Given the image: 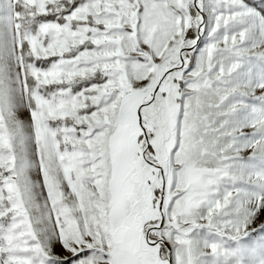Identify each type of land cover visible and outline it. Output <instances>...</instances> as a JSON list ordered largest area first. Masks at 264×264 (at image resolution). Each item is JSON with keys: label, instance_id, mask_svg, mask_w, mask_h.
Segmentation results:
<instances>
[{"label": "rangeland", "instance_id": "1", "mask_svg": "<svg viewBox=\"0 0 264 264\" xmlns=\"http://www.w3.org/2000/svg\"><path fill=\"white\" fill-rule=\"evenodd\" d=\"M63 1L0 0V264H264V0Z\"/></svg>", "mask_w": 264, "mask_h": 264}, {"label": "trees", "instance_id": "2", "mask_svg": "<svg viewBox=\"0 0 264 264\" xmlns=\"http://www.w3.org/2000/svg\"><path fill=\"white\" fill-rule=\"evenodd\" d=\"M70 2H68L67 0H64L60 6L62 7L64 4V7H66L67 5H69ZM75 5V4H73ZM55 8V7H54ZM19 12H21L24 16V19L22 20V26L20 27V40H21V55L23 56V59L25 61L30 60V62H34L35 58H33L32 56H27L29 49H30V45L26 39L25 36V29L28 25L27 20H31L34 21L32 23L33 27L35 28L38 24L39 21L43 20V19H56V16H42V15H38L34 18L30 17V13L28 14L27 12L22 11V9H17ZM30 12V11H29ZM196 12L198 13L197 9ZM20 20V18L18 19V21ZM199 29L193 30L191 32V34L189 35V40L193 42L192 46L194 45V43L198 40L199 38ZM73 55V54H72ZM192 55V54H191ZM52 60H50L51 63ZM40 63V61H38ZM46 65V64H44ZM26 81L28 82V84H32L33 83V90H34V83L36 82L35 78L28 72V69L26 67ZM97 81V80H96ZM93 81V82H96ZM98 82V81H97ZM89 83L88 86L91 85L92 82H87ZM100 83V82H98ZM30 86V85H29ZM49 88L47 89L45 88H41L39 87V91L41 90V92L43 90H45L46 92L50 91V89L52 87L48 86ZM56 87V86H55ZM33 90H32V96L31 93H28L29 95V104L31 107H35V101L33 98ZM142 94L141 92H137V91H133L131 93H129L127 95L126 98H124L122 100V103L120 105V110H119V114H118V119L120 122V129L117 135H114L111 139H110V144L109 147H111V163L113 162L114 166H115V171L113 174V177L111 179V181L113 182L116 178H117V173H116V169H117V165H119L121 163V160L125 159L129 152L131 147L138 141H145L146 135L143 134V136L141 137L140 134V127L141 125L136 123L135 119L136 116H138V112H139V108L140 106H142ZM124 107H128L130 110V113L128 114L127 117H121V112L123 111ZM92 111V109H91ZM152 138L149 137L148 143H150ZM150 146V144H149ZM126 152H128L126 154ZM1 183V180H0ZM113 214L115 215L116 212H113ZM128 220H130V218H128ZM133 221V219L131 220ZM138 222V221H137ZM139 225H141L140 222H138ZM141 227V226H140ZM154 226H148L145 231L147 232L149 229H153ZM150 240H152V238H150ZM163 243V242H162ZM163 248L167 247L166 245L162 244ZM161 245V247H162ZM165 254V253H164ZM169 255V251L166 253V256L168 258ZM73 259L69 260V261H63L62 264H68V262L72 261Z\"/></svg>", "mask_w": 264, "mask_h": 264}, {"label": "water", "instance_id": "3", "mask_svg": "<svg viewBox=\"0 0 264 264\" xmlns=\"http://www.w3.org/2000/svg\"><path fill=\"white\" fill-rule=\"evenodd\" d=\"M200 30H201V28L199 29V33H198V35H200ZM199 39V38H198ZM198 41V40H197ZM196 47V45H194V46H192L190 49H193V48H195ZM157 93V92H156ZM144 106L142 105V106H140V108H139V112H138V115H139V118H140V123L142 124V118H141V116H140V113H141V110H142V108H143ZM140 124V125H141ZM145 135L147 136V132H145ZM164 243V242H163ZM165 244V243H164Z\"/></svg>", "mask_w": 264, "mask_h": 264}]
</instances>
